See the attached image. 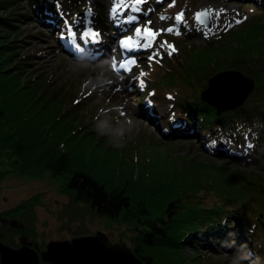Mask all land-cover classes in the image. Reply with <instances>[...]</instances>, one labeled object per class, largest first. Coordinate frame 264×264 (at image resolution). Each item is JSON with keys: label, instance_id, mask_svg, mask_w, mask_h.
<instances>
[{"label": "rangeland", "instance_id": "374dc122", "mask_svg": "<svg viewBox=\"0 0 264 264\" xmlns=\"http://www.w3.org/2000/svg\"><path fill=\"white\" fill-rule=\"evenodd\" d=\"M54 1L57 4L62 2ZM16 2L22 8L13 15L18 34L12 36V39H17L12 44L21 55H30L24 59L30 62L24 68V82L27 83L28 79H35V83L44 82L49 85L50 92L57 94L59 102H64L68 114L63 118L73 120L74 125L80 124L77 128L81 133L77 139H81V144L85 143L84 148L81 146L85 160L94 161L95 154H104L103 167L113 173L117 171L118 179L123 181L126 176L141 178V188L154 185L157 190L170 182L176 189L174 194L181 195L195 189L199 183L206 185L209 181V190L220 185L234 187L242 191V196L258 213L264 214V140L259 142L256 161H236L227 156L212 155L203 150L196 137L165 140L159 131L163 124L150 112L147 94H138L139 89H145L156 101L157 111L167 113V107L177 99V91L187 83L186 78L193 79L200 88L201 82L209 84L218 74L230 71L254 80L256 89L251 96L257 99L264 93V64L259 62L264 58V9L252 3L241 4L238 0H153L149 5L152 11L140 13L139 22L129 25L125 21L137 7L133 0L71 1L74 9L68 12V22L77 25V29L83 25V28L79 26L82 30L101 31L104 41L116 40L113 51L102 59L98 57L101 47L91 41L84 44L89 49H85L88 51L86 55H83L84 50L78 54L72 41L65 43L63 35L67 28L61 19L66 16V10L59 14L55 27L52 22L40 24L31 17L30 0ZM204 11H210L215 20L211 31L195 20L196 12ZM22 12L31 16L23 19L19 15ZM179 13L184 14L180 35L176 31L165 32L157 38L152 49L133 53L139 62L131 72L112 69L113 58L117 62L132 58L127 51L122 54L119 40L127 35L134 36L135 27L143 28L148 20L152 21L150 26L154 30L173 26L175 21L171 17ZM161 16L169 19L161 20ZM97 18H101L104 25L99 26ZM237 20L241 22L236 23ZM58 29L60 38L56 36ZM164 41L174 46L176 51L169 56L167 53L171 49L165 46L159 49L160 55L149 60L148 57ZM140 72L144 75L139 76ZM140 80L144 81L143 86ZM186 93L189 94L188 91ZM259 130L260 126L248 123L242 132L244 136H252ZM246 149L247 145H243L237 151ZM95 162L99 163L98 157ZM37 192L44 194L42 203L34 208L32 216L20 212L5 219L1 227L21 231L13 236L2 232L1 246L15 250L28 244L40 254L50 243L75 242L101 231L110 244L122 242L132 248L130 234L123 231L125 225L100 216L85 203L74 200L64 187V177H56L50 172L35 176L9 173L0 188V210L13 207ZM203 193L198 187L195 189V194ZM23 239L26 243H22ZM259 241L263 242L261 238ZM29 253H26L30 257L28 264H32L33 255L30 253L32 256H29ZM183 255L187 264H230L236 253L205 248L196 251L187 247ZM115 257L123 263L134 264L124 254ZM242 264L256 262L249 257Z\"/></svg>", "mask_w": 264, "mask_h": 264}, {"label": "trees", "instance_id": "16d2710c", "mask_svg": "<svg viewBox=\"0 0 264 264\" xmlns=\"http://www.w3.org/2000/svg\"><path fill=\"white\" fill-rule=\"evenodd\" d=\"M16 1L0 0V188L12 172L30 176L50 172L56 177L63 176L64 187L74 200L125 225L123 231L130 234L132 252L143 264H187L183 255L187 247L196 251L205 248L250 253L256 264H264V214L249 204L240 189L220 185L209 190L210 181L194 187L204 191L202 195L195 194V189L174 194L176 189L170 182L160 190L154 185L141 188V178L126 176L122 181L117 178V171L113 173L103 167L104 154H95L94 161L83 158L81 146L84 148L85 143L77 139L80 124L63 118L68 114L64 102H59L57 94L50 92L44 82L35 83V79L24 82V68L30 64L24 59L30 55H21L12 44L17 40L12 36L18 34L13 15L22 8ZM71 1L77 0H62L59 4L54 0H30L33 15L27 11L19 15L23 19L29 15L40 24L52 22L57 27L61 11L67 12L62 18L65 20L68 11L74 9ZM238 1L264 9V0ZM152 2L149 0L143 8H151ZM101 18L96 19L99 26L104 25ZM58 31L56 36L60 38ZM259 62L264 64V58ZM192 80L186 78L187 83L179 88L167 113L157 111L152 94L139 89L141 96L147 94L150 112L163 124L159 130L161 137L165 140L196 137L207 153L236 161H256L259 142L264 140V93L252 99L254 87L242 105L220 112L203 97L209 84L201 82L199 88ZM248 123L260 126L261 130L244 136L242 129ZM248 144L252 147L237 151ZM96 157L99 163L95 162ZM43 194L34 193L15 206L0 210V237L2 232L10 236L20 232L1 225L5 219L14 217L12 214L25 212L32 216L34 208L42 203ZM24 252L17 260L19 264L29 262ZM40 264L51 263L40 260Z\"/></svg>", "mask_w": 264, "mask_h": 264}, {"label": "water", "instance_id": "95a60500", "mask_svg": "<svg viewBox=\"0 0 264 264\" xmlns=\"http://www.w3.org/2000/svg\"><path fill=\"white\" fill-rule=\"evenodd\" d=\"M209 25L210 28H212L213 24L211 22H209ZM229 80H236L238 83L242 84L244 88L242 93L243 96L240 98V103L221 105L224 101L220 98V91L219 88H217L218 90L216 89V86L218 85V82H222L220 85L222 86L226 83L225 81L228 82ZM254 86L255 83L253 79L247 78L236 72L226 71L218 74L210 80L209 86L203 92V97L213 103L219 111L222 112L226 109L236 108L242 105L252 92ZM209 97L216 102H212ZM219 106H222V108ZM11 224L14 225L13 222H11ZM22 243H26L25 239L22 240ZM24 251H29L33 255V262L31 258L32 264H40V260L50 262L51 264H65L66 261H68L67 263L79 264L78 262H81V260L85 261L87 258L95 259L98 255L99 257H103L105 262L107 261V264H119L121 262L120 259L115 257V255L119 254H124L125 257L133 261L134 264H143L142 261L134 255L132 249L127 247L125 243L119 242L117 244H110L106 235L101 231L92 237L82 238L81 240L75 242L50 243L47 250L40 254L35 249H32L31 245L28 244L15 250L10 249L7 246L0 245L1 264H9V260L13 261L12 264H14L16 258ZM117 252H119V254ZM28 258L30 259V257ZM130 263L133 264L132 262ZM121 264L126 263L121 262Z\"/></svg>", "mask_w": 264, "mask_h": 264}, {"label": "snow or ice", "instance_id": "6c2138e0", "mask_svg": "<svg viewBox=\"0 0 264 264\" xmlns=\"http://www.w3.org/2000/svg\"><path fill=\"white\" fill-rule=\"evenodd\" d=\"M149 3V0H133V4L136 5L134 9V14L127 18L125 21L127 24L132 25L139 22L140 16L139 14L142 12H151L152 9H144L142 6ZM173 5H170V7ZM127 7V5H126ZM223 11V10H221ZM217 16H219V13H217ZM161 20L169 19V17L161 16ZM175 21L173 26H170L166 29H160V30H154L150 25L152 24L151 20H148L147 25L142 27H135V35H127L124 36L121 40H119V46L122 50V54L124 51H127L132 58L124 59L121 62H117L115 58H113L112 61V69L115 71L117 68L126 71L131 72L132 67L138 64V60L135 58L134 55H132L135 52H138V50H148L152 49L154 45L156 44L157 38L167 33H172L173 31H176L177 35H180L181 32L179 31V28L182 26L184 21V14L179 13L176 14L174 17H171ZM195 20L199 22V24L203 25L205 28H208L209 31H211L209 22L212 24H215V20L213 19L212 13L210 11H204V12H198L195 14ZM240 20H237L236 23H240ZM230 27V25H229ZM66 28H67V35L70 41H72L73 47L77 51L84 50L83 44H87L88 42H100V38L102 37L101 31H92L89 29L84 30H78L72 23L66 21ZM207 35V33H205ZM167 46L171 49L167 54L171 56L175 51V47L168 44L167 41H164L159 45V48L157 51L153 52L148 59L153 60L156 56L160 55L159 49H163ZM144 73L140 72L139 76H143ZM140 85L143 86L144 81H139ZM248 148H251L252 145L248 144Z\"/></svg>", "mask_w": 264, "mask_h": 264}, {"label": "bare ground", "instance_id": "6f19581e", "mask_svg": "<svg viewBox=\"0 0 264 264\" xmlns=\"http://www.w3.org/2000/svg\"><path fill=\"white\" fill-rule=\"evenodd\" d=\"M71 11L72 10H70L68 12H71ZM216 11H218V9ZM67 19H68V17L65 19V21L62 19L64 21L63 22L64 26H66ZM74 26H76V28H77V25L74 24ZM79 26H81L83 28V25H79ZM79 26H78V29H80ZM80 30H82V29H80ZM66 34L67 33L65 32L64 35H63V37H64L63 40L65 41V43L70 42V40L68 38V35H66ZM102 37L100 38V42H98V43L97 42H92V43L95 46H100L101 47V54L98 55V57L104 59L115 48V46H116V44H115L116 40L112 38V39H109L107 41H104L103 40L104 38H102ZM87 46H90V43ZM83 47H84V51H85V49L86 50L88 49L84 44H83ZM76 52H78V54H82L81 53L82 50L81 51H77L76 50ZM86 54H88V51H85V54H83V55H86ZM118 61H120V59H118ZM225 82L226 83H224V85H222V86H220L222 84V82H218V85L216 86V89L219 88L220 95H221L220 98L222 99V101H224V102L221 103V105H227V104L232 105V104L240 103V98L243 95L242 93H243V89H244L243 86H242V84L238 83L236 80H232V81L229 80L228 82L227 81H225ZM209 99L212 102H216L215 100H213L210 97H209ZM219 107L222 108V106H219ZM78 263L79 264H104V263L107 264V261L105 262L104 258L103 257H99V255H98L97 257H95V259H93V258H89L88 259L87 258V259H85V261L81 260V262L79 261ZM14 264H19V263L15 261ZM119 264H121V262Z\"/></svg>", "mask_w": 264, "mask_h": 264}, {"label": "clouds", "instance_id": "9594fccd", "mask_svg": "<svg viewBox=\"0 0 264 264\" xmlns=\"http://www.w3.org/2000/svg\"><path fill=\"white\" fill-rule=\"evenodd\" d=\"M26 253H29V251H26L23 254L27 255ZM28 255L32 256L31 254H28ZM250 255H251L250 253H237L235 256L231 258L230 264H242L243 261L249 260ZM19 256L16 258V262L17 260H19ZM12 263L13 261H10L9 264H12Z\"/></svg>", "mask_w": 264, "mask_h": 264}]
</instances>
